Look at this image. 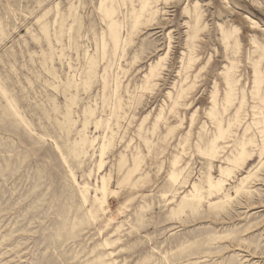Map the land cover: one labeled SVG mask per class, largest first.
Returning <instances> with one entry per match:
<instances>
[{
  "label": "rangeland",
  "instance_id": "obj_1",
  "mask_svg": "<svg viewBox=\"0 0 264 264\" xmlns=\"http://www.w3.org/2000/svg\"><path fill=\"white\" fill-rule=\"evenodd\" d=\"M0 264H264V0H0Z\"/></svg>",
  "mask_w": 264,
  "mask_h": 264
},
{
  "label": "bare ground",
  "instance_id": "obj_2",
  "mask_svg": "<svg viewBox=\"0 0 264 264\" xmlns=\"http://www.w3.org/2000/svg\"><path fill=\"white\" fill-rule=\"evenodd\" d=\"M242 156V155H241Z\"/></svg>",
  "mask_w": 264,
  "mask_h": 264
}]
</instances>
